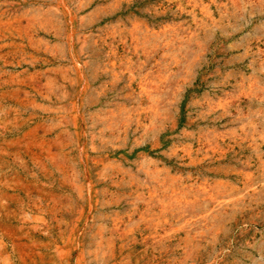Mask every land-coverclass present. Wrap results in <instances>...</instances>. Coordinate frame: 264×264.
<instances>
[{
  "label": "rangeland",
  "instance_id": "obj_1",
  "mask_svg": "<svg viewBox=\"0 0 264 264\" xmlns=\"http://www.w3.org/2000/svg\"><path fill=\"white\" fill-rule=\"evenodd\" d=\"M0 264H264V0H0Z\"/></svg>",
  "mask_w": 264,
  "mask_h": 264
}]
</instances>
